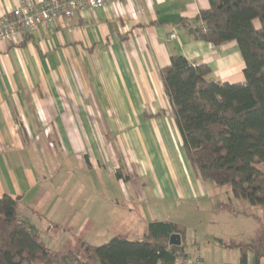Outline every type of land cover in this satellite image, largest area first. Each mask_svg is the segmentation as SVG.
Masks as SVG:
<instances>
[{"label": "crops", "instance_id": "1", "mask_svg": "<svg viewBox=\"0 0 264 264\" xmlns=\"http://www.w3.org/2000/svg\"><path fill=\"white\" fill-rule=\"evenodd\" d=\"M38 1L0 0V17ZM209 6L110 0L25 30L19 42H0V197H18L35 226L73 222L87 244L111 227L142 237L150 221L185 226L181 215L170 217L181 206L214 209L212 187L187 160L159 76L176 53L207 64L214 80L243 81L234 41L215 46L183 24ZM227 240L219 248L230 255Z\"/></svg>", "mask_w": 264, "mask_h": 264}, {"label": "trees", "instance_id": "2", "mask_svg": "<svg viewBox=\"0 0 264 264\" xmlns=\"http://www.w3.org/2000/svg\"><path fill=\"white\" fill-rule=\"evenodd\" d=\"M209 4L183 24L194 38L215 46L234 41L244 63L243 81L214 80L207 64H193L176 53L159 76L193 170L204 182L228 187L234 198L263 206L264 169L258 165H264V0H209ZM116 174L119 177L120 171ZM17 202L18 197H0V264H53L55 254L36 231L18 220ZM183 230L171 221H150L139 239L115 235L101 244L82 242L83 257L71 251L69 260L175 264L178 258H188ZM171 234L180 235V245L169 244ZM224 244L238 246L240 264H246V244L234 240ZM252 264H260V256L253 254Z\"/></svg>", "mask_w": 264, "mask_h": 264}, {"label": "rangeland", "instance_id": "3", "mask_svg": "<svg viewBox=\"0 0 264 264\" xmlns=\"http://www.w3.org/2000/svg\"><path fill=\"white\" fill-rule=\"evenodd\" d=\"M255 24L257 25V22ZM258 166L264 169L263 164ZM130 183L131 181L128 182L129 185ZM132 184L136 185L134 180ZM206 185L212 187L214 192L212 201L214 209L207 208L208 210L204 209L198 213L191 208L187 209L188 212H184L181 206L177 210L170 211L172 219H177L178 215H181L179 219L184 221L182 241L185 244V253L191 260L190 263H184L182 258H178L175 264H199V262L222 264L228 259L232 264H240L241 253L238 246L232 248L230 255H227V250L219 248L220 239L227 240L228 237L233 238L235 243L246 244L248 246L246 255L249 257L256 254L260 256V264H264V205L253 206L245 200L236 199L226 186L218 187L212 182H206ZM16 214L25 227L40 234L44 245L55 254L53 264H78L76 260H69V252L72 251L80 258L83 257L79 250L81 243L86 242L85 231L75 233L76 227L73 222L69 225L59 222L51 230H48V225L35 226L33 223L35 214L26 210L19 202L16 205ZM105 234L106 236L92 243L101 244L114 234H121L127 239H139L142 235L137 231L129 232L124 226L111 227L106 233L104 232ZM198 255L201 260L195 261Z\"/></svg>", "mask_w": 264, "mask_h": 264}, {"label": "built area", "instance_id": "4", "mask_svg": "<svg viewBox=\"0 0 264 264\" xmlns=\"http://www.w3.org/2000/svg\"><path fill=\"white\" fill-rule=\"evenodd\" d=\"M110 0H39L24 6L13 8L7 15L0 17V42H19L25 30L53 22H62L74 14L87 9L103 6ZM175 35L171 34L170 38ZM198 261V258L194 259ZM190 263L189 258H183Z\"/></svg>", "mask_w": 264, "mask_h": 264}, {"label": "water", "instance_id": "5", "mask_svg": "<svg viewBox=\"0 0 264 264\" xmlns=\"http://www.w3.org/2000/svg\"><path fill=\"white\" fill-rule=\"evenodd\" d=\"M188 32H192L190 29L188 30ZM181 243V239H180V235L179 234H171L169 237V244L171 245H180Z\"/></svg>", "mask_w": 264, "mask_h": 264}]
</instances>
